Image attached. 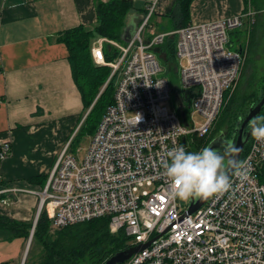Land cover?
Returning <instances> with one entry per match:
<instances>
[{
    "label": "built area",
    "instance_id": "1",
    "mask_svg": "<svg viewBox=\"0 0 264 264\" xmlns=\"http://www.w3.org/2000/svg\"><path fill=\"white\" fill-rule=\"evenodd\" d=\"M155 5L127 46L109 42L120 51L115 61L106 60L107 40L92 45L94 62L110 67V79L116 75L117 83L114 102L92 135L85 159L79 162L71 154L72 140L45 188L24 192L38 196L39 210L46 211L55 228L108 217L111 231L124 230L132 247L149 243L123 264H264V141L253 138L241 157L244 178L234 170L231 191L210 198L194 214L171 197L162 175L167 152L174 147L190 151L188 137L206 136L226 93L235 90L244 57L242 49L227 48L228 33L243 29L249 14L152 33L145 40ZM172 35H177L176 61L187 93L183 111L186 115V100L192 113L205 120L199 128L185 127L177 105H168L172 90L156 49ZM11 155V142H3L0 166ZM19 191L4 187L0 172V202L8 205L4 195Z\"/></svg>",
    "mask_w": 264,
    "mask_h": 264
},
{
    "label": "crops",
    "instance_id": "2",
    "mask_svg": "<svg viewBox=\"0 0 264 264\" xmlns=\"http://www.w3.org/2000/svg\"><path fill=\"white\" fill-rule=\"evenodd\" d=\"M97 1L111 0H0V145L6 141L12 145V155L0 172L4 187L20 190L4 195L9 204L0 202L2 216L35 221L39 198L24 191L45 188L59 155L87 116L59 34L95 26ZM132 1L135 11L124 30L126 42L153 4L151 19L158 23L165 18L166 33L173 31L169 15L176 0ZM245 11V0H194L191 24L212 23ZM39 177L44 178L42 183Z\"/></svg>",
    "mask_w": 264,
    "mask_h": 264
},
{
    "label": "trees",
    "instance_id": "3",
    "mask_svg": "<svg viewBox=\"0 0 264 264\" xmlns=\"http://www.w3.org/2000/svg\"><path fill=\"white\" fill-rule=\"evenodd\" d=\"M194 0H176V6L169 17L172 20L173 31H178L191 24L190 8ZM251 5L256 15L264 11V0H245L246 8ZM135 11L132 0L97 1V24L92 28L78 26L59 34V42L64 44L69 52L74 82L79 89L84 104L86 116L79 132L93 135L108 106L113 104L117 77L111 79L112 69L97 65L92 57L91 48L99 39L107 40L104 53L107 62L115 61L120 51L111 43L122 45L127 19ZM258 35V16L249 35L248 57L243 65L238 84L223 106L215 129L207 136L194 135L191 139L190 151L196 152L209 146L218 137L224 140L237 139V124L244 120L251 109L256 107L264 97V75L258 76L257 70L251 66L250 58ZM177 35L166 38L156 53H164V63L176 61ZM242 48H238L240 51ZM244 57V54H243ZM163 60V59H162ZM165 76V75H164ZM226 96V95H225ZM95 103V104H94ZM93 105V106H92ZM185 112V111H184ZM264 114V108L261 112ZM233 123V128L230 127ZM214 125V124H213ZM228 127L227 133L223 129ZM74 137L71 149L80 134ZM253 137L245 147L242 158L248 151ZM42 183L44 178H37ZM35 181V182H37ZM33 182V181H32ZM52 222L46 212H42L37 222L33 245L42 251L37 264H105L114 255L132 248L131 239L124 230L112 233L110 218H100L62 229H51ZM33 229V222H19L0 215V240L12 241L17 238L28 240Z\"/></svg>",
    "mask_w": 264,
    "mask_h": 264
},
{
    "label": "rangeland",
    "instance_id": "4",
    "mask_svg": "<svg viewBox=\"0 0 264 264\" xmlns=\"http://www.w3.org/2000/svg\"><path fill=\"white\" fill-rule=\"evenodd\" d=\"M245 13L247 15L249 14V16H247L248 20H246L247 21L246 26L243 29H236L233 31H229L228 33L229 44L227 45V48L230 51H237L239 47L242 48V51L244 54V63H245V60L248 57V51H249V46H250L249 35L252 29L251 15L258 16L257 41L254 46L252 56L250 58L251 60L250 63H252L251 66L257 70L258 76L261 77L262 75H264V11H261L260 13H258V15H256V12L254 11L251 5V2H250L246 8ZM131 18L132 17L130 16L129 19ZM129 19H127V21H129ZM161 19L163 21H158V23L156 22L157 20H155V18L150 20V27L147 28V30L144 33L145 40L149 39L152 33L154 35L166 33V31L169 29L166 25L167 20L165 18L164 19L161 18ZM122 45L127 46V42L124 40ZM158 57L163 67L164 75L168 79L170 86H171V90H172L171 92L172 99L168 105L171 109H174V108L176 109L177 96L180 95L181 97L184 98V92L182 90L181 77H180V72H179V69H180L179 64L177 61H175L174 63L165 64L164 63L165 57H164L163 52L159 53ZM232 92L233 91H229L228 93H226L223 106L225 105L226 100L229 98ZM185 104H186L187 115L191 122L190 124L194 126L195 128L201 127L204 124L205 120L200 115L192 113V109L188 108V101L185 100ZM89 111L90 109L86 112L87 115ZM215 123L213 127H211L210 131L206 134L207 136L211 133L213 129H215L214 128ZM229 125L231 128H233L232 122H230ZM79 130L76 132L75 136L78 135ZM223 130L225 133H227L228 127H225V129ZM79 134L80 136L79 138L76 139L77 141L73 145L71 154L76 159H78L79 162H81L86 157L87 148L90 144V140L92 136L83 131L79 132ZM181 202L184 204L185 208L187 207L189 208L191 199L188 201H181ZM37 217H40V216L37 214ZM37 217L36 219L39 220V218ZM36 219L33 222V229L31 231L30 237L28 240H25V243L23 240L19 238L12 240V241L0 240V264H37L39 262L41 255H42V251L40 250V248L33 245V243H31V246L29 247L31 235L33 234L34 236L33 232H35V228L38 222V220ZM51 229L54 231L57 228L51 225ZM32 241H33V238H32ZM28 247H29V250H28Z\"/></svg>",
    "mask_w": 264,
    "mask_h": 264
},
{
    "label": "clouds",
    "instance_id": "5",
    "mask_svg": "<svg viewBox=\"0 0 264 264\" xmlns=\"http://www.w3.org/2000/svg\"><path fill=\"white\" fill-rule=\"evenodd\" d=\"M248 127L256 141H264V114L253 117ZM239 151L231 140H225L221 149L206 146L191 152L184 147L172 148L162 162V175L171 197L180 201L207 200L229 193L232 181L226 169L231 167L237 176L244 178L241 170L245 164L235 158Z\"/></svg>",
    "mask_w": 264,
    "mask_h": 264
},
{
    "label": "water",
    "instance_id": "6",
    "mask_svg": "<svg viewBox=\"0 0 264 264\" xmlns=\"http://www.w3.org/2000/svg\"><path fill=\"white\" fill-rule=\"evenodd\" d=\"M131 37H129L127 39V41L130 39ZM241 52V50H240ZM184 97L187 98V93H184ZM95 104V103H94ZM93 106V105H92ZM177 106L178 109L181 110L180 114H181V118L183 120V123L186 127H188V121H187V117L185 115V113L182 111L183 109V101L182 98L180 97V95L177 96ZM264 108V97L263 99L260 101V103L258 105H256V107H254L253 109H251V111L249 112L248 116L242 121L240 120L237 124V139L236 142H234V140H231L234 142L235 146L240 150L237 154H235V158L240 161L245 147L248 144V142L250 141L251 136V130L248 127V123L249 121L255 117L257 114H261L262 110ZM224 142V138L218 137L216 138L214 141L211 142V144L209 146L217 148V149H221V146ZM227 173L229 174V176L232 175V173L234 172V169L229 167L226 169ZM207 200H203V199H191L190 202V207L188 210V214H194L196 213L202 206H204L206 204ZM35 228V227H34ZM34 233V232H33ZM33 238V234L31 235L30 238V242L32 241ZM29 242V247H30V243ZM148 244L145 245H141V246H136V247H132L126 251H123L121 253H118L116 255H114L113 257H111L105 264H123L126 261H128L133 255L137 254L139 251L143 250L144 248L148 247ZM28 247V250H29ZM28 253V251H27Z\"/></svg>",
    "mask_w": 264,
    "mask_h": 264
},
{
    "label": "bare ground",
    "instance_id": "7",
    "mask_svg": "<svg viewBox=\"0 0 264 264\" xmlns=\"http://www.w3.org/2000/svg\"><path fill=\"white\" fill-rule=\"evenodd\" d=\"M181 97V96H180ZM182 98V97H181ZM184 99H185V97H184ZM182 101H183V98H182ZM183 104H184V102H183ZM178 107V106H177ZM180 110V109H179ZM182 111H183V109H182ZM180 112H181V110H180ZM184 112V111H183ZM181 115V114H180ZM186 117H187V121H188V125H190V122H189V118H188V115H187V113H186ZM218 118V117H217ZM217 120V119H216ZM215 120V121H216ZM243 121V120H242ZM215 123V122H214ZM186 127V126H185ZM189 127V126H188ZM190 137H192V136H190ZM189 138V137H188ZM241 160V159H240ZM233 174V173H232ZM207 203V202H206ZM190 207V206H189ZM203 207V206H202ZM201 207V208H202ZM188 210H189V208H188ZM42 212H46V211H44V210H39V206H38V215L40 216L41 214H42ZM37 218H39V217H37ZM105 218V217H104ZM36 220H38V219H36ZM37 222V221H36ZM52 222V221H51ZM52 224H53V222H52ZM82 224V223H81ZM78 225V224H77ZM53 226H54V224H53ZM55 227V226H54ZM111 228V227H110ZM58 229V228H57ZM112 232V231H111ZM119 232V231H118ZM117 232V233H118ZM113 233V232H112ZM115 234V233H114ZM130 238V237H129ZM131 239V238H130ZM30 243H32V241L30 242ZM30 246H31V244H30Z\"/></svg>",
    "mask_w": 264,
    "mask_h": 264
},
{
    "label": "flooded vegetation",
    "instance_id": "8",
    "mask_svg": "<svg viewBox=\"0 0 264 264\" xmlns=\"http://www.w3.org/2000/svg\"><path fill=\"white\" fill-rule=\"evenodd\" d=\"M225 141V140H224Z\"/></svg>",
    "mask_w": 264,
    "mask_h": 264
}]
</instances>
